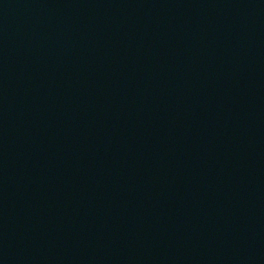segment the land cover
Returning a JSON list of instances; mask_svg holds the SVG:
<instances>
[{"label":"water","instance_id":"obj_1","mask_svg":"<svg viewBox=\"0 0 264 264\" xmlns=\"http://www.w3.org/2000/svg\"><path fill=\"white\" fill-rule=\"evenodd\" d=\"M0 264H264V0H0Z\"/></svg>","mask_w":264,"mask_h":264}]
</instances>
